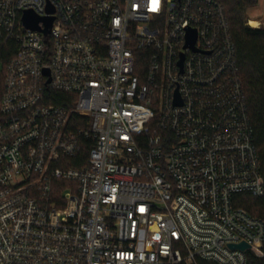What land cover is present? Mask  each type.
I'll use <instances>...</instances> for the list:
<instances>
[{
    "label": "built area",
    "instance_id": "built-area-1",
    "mask_svg": "<svg viewBox=\"0 0 264 264\" xmlns=\"http://www.w3.org/2000/svg\"><path fill=\"white\" fill-rule=\"evenodd\" d=\"M241 193L264 177L223 0H0V264H251Z\"/></svg>",
    "mask_w": 264,
    "mask_h": 264
},
{
    "label": "trees",
    "instance_id": "trees-1",
    "mask_svg": "<svg viewBox=\"0 0 264 264\" xmlns=\"http://www.w3.org/2000/svg\"><path fill=\"white\" fill-rule=\"evenodd\" d=\"M223 4L236 46L240 79L264 177V24L259 28L248 25V13L259 5V0H223ZM56 96L57 103H62L64 94ZM86 158L87 151L77 159L68 160L67 167H80L85 164ZM235 204L264 220V195L254 197L247 193L237 194ZM250 257L251 264H264V257Z\"/></svg>",
    "mask_w": 264,
    "mask_h": 264
},
{
    "label": "water",
    "instance_id": "water-1",
    "mask_svg": "<svg viewBox=\"0 0 264 264\" xmlns=\"http://www.w3.org/2000/svg\"><path fill=\"white\" fill-rule=\"evenodd\" d=\"M52 21H53L52 18L51 19H45V23H46L47 26L51 25ZM24 22L31 29H39L38 24L40 22V18H38L31 11H27L25 13ZM190 39H191V44H194L195 43V39H196L195 32L191 34ZM231 247L234 248V249H240V250H243V251L250 248V246L248 244H246V243H241V244H238V245H232Z\"/></svg>",
    "mask_w": 264,
    "mask_h": 264
},
{
    "label": "rangeland",
    "instance_id": "rangeland-1",
    "mask_svg": "<svg viewBox=\"0 0 264 264\" xmlns=\"http://www.w3.org/2000/svg\"><path fill=\"white\" fill-rule=\"evenodd\" d=\"M248 17H249L248 25L250 27L259 28L263 25L261 23H264V0H259V5L256 8L250 10V12L248 13ZM255 20L258 22L257 27H254L251 24V21H255Z\"/></svg>",
    "mask_w": 264,
    "mask_h": 264
},
{
    "label": "bare ground",
    "instance_id": "bare-ground-1",
    "mask_svg": "<svg viewBox=\"0 0 264 264\" xmlns=\"http://www.w3.org/2000/svg\"><path fill=\"white\" fill-rule=\"evenodd\" d=\"M251 24H252V26H254V27H257L258 26V22L255 20V21H251Z\"/></svg>",
    "mask_w": 264,
    "mask_h": 264
}]
</instances>
